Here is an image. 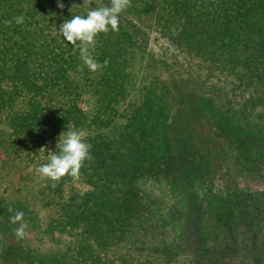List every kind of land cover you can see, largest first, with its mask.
Wrapping results in <instances>:
<instances>
[{"label": "trees", "instance_id": "16d2710c", "mask_svg": "<svg viewBox=\"0 0 264 264\" xmlns=\"http://www.w3.org/2000/svg\"><path fill=\"white\" fill-rule=\"evenodd\" d=\"M7 1L0 0V11L9 20L21 16L23 11ZM60 2L63 9L57 0H37L22 15L20 25L0 22V121H7L17 142H33L43 164L48 162V151L58 152L62 132H87L92 160L85 162L77 179L87 190L63 199V186L75 180L67 176L55 188L50 180L45 187L47 205L55 204L61 213L57 226L75 232L79 239L73 255L63 253L49 260L12 244L4 246L1 254L7 264H123L114 257L115 248L127 241L134 223L150 213L140 180L163 178L188 203L203 207L208 203L203 190L215 173L188 134L174 130L175 126L164 131L163 109L156 113L145 103L131 105L129 114L123 113L124 84L130 80L127 69L141 47L136 34L126 24L123 31L100 34L92 55L98 63L106 59L110 63L91 72L78 50L58 32L66 19L86 15L89 8L80 1L70 12L74 4ZM131 4L133 12L152 18L189 57L216 69H238V88L248 94L246 106L226 101L222 110L227 121L222 123L209 111L208 124L235 147L245 171L262 175L264 0H159L157 4L132 0ZM239 198L238 204L243 201ZM226 206L230 219L242 218L240 210Z\"/></svg>", "mask_w": 264, "mask_h": 264}, {"label": "rangeland", "instance_id": "374dc122", "mask_svg": "<svg viewBox=\"0 0 264 264\" xmlns=\"http://www.w3.org/2000/svg\"><path fill=\"white\" fill-rule=\"evenodd\" d=\"M34 2L37 0H8L7 4L13 3L24 15ZM99 4L108 5L109 0H95L91 7ZM4 20L10 21L0 11V22ZM123 24L136 34L141 46L127 69L130 80L124 84L123 113L128 115L131 105L145 103L156 113L163 109L167 117L164 131L175 126L174 130L188 134L213 165L215 176L203 190L208 203L199 208L163 178L140 180L138 186L150 213L134 223L127 241L115 248L114 257L123 264H264V173L245 171L235 147L208 124L209 111L222 123L227 121L222 110L226 101L246 106L248 94L238 88V69H216L189 57L160 32L152 18H140L130 8L121 16L122 31ZM35 153L33 142H17L1 118L0 264H7L1 254L6 245L24 246L37 259L49 260L63 253L73 255L79 239L75 232L57 226L61 213L55 204L47 205L48 180H42L36 171L43 162ZM62 189L63 199H67L72 193L82 195L87 186L75 179ZM227 204L233 211L240 210L242 218L235 221L234 215L230 219ZM16 211L25 214L29 225L23 240L14 234L18 224L10 221Z\"/></svg>", "mask_w": 264, "mask_h": 264}, {"label": "clouds", "instance_id": "9594fccd", "mask_svg": "<svg viewBox=\"0 0 264 264\" xmlns=\"http://www.w3.org/2000/svg\"><path fill=\"white\" fill-rule=\"evenodd\" d=\"M95 0H83V6L89 8L86 15H72L59 26V34L70 44L74 50H78L80 58L84 65L91 72L102 71L110 63L104 60L98 63L93 57L97 46V37L109 31L118 32L122 14L131 6V0H109L108 5L99 4L91 7ZM57 6L61 9L65 7L60 0H57ZM77 5H73L69 11ZM15 22L17 25L24 23V17L15 16L13 20L5 21L6 24ZM87 132L84 130L68 129L60 134L57 144L58 152L48 151V162L37 168V172L42 180L52 181V187L55 188L57 183L64 177L79 179L81 169L86 161H91L90 143L86 142ZM43 149V148H42ZM9 212L12 209H8ZM24 213L16 211L15 215L10 217L12 224H18L14 229L17 239L23 240L27 236L28 223L24 220Z\"/></svg>", "mask_w": 264, "mask_h": 264}]
</instances>
